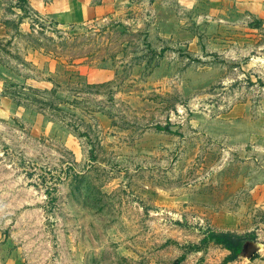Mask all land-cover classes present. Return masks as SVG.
Here are the masks:
<instances>
[{"label":"rangeland","instance_id":"374dc122","mask_svg":"<svg viewBox=\"0 0 264 264\" xmlns=\"http://www.w3.org/2000/svg\"><path fill=\"white\" fill-rule=\"evenodd\" d=\"M0 264H264V0H0Z\"/></svg>","mask_w":264,"mask_h":264},{"label":"trees","instance_id":"16d2710c","mask_svg":"<svg viewBox=\"0 0 264 264\" xmlns=\"http://www.w3.org/2000/svg\"><path fill=\"white\" fill-rule=\"evenodd\" d=\"M239 238L238 235L228 232H212L202 240V243H210L222 245L226 248L227 244Z\"/></svg>","mask_w":264,"mask_h":264},{"label":"water","instance_id":"95a60500","mask_svg":"<svg viewBox=\"0 0 264 264\" xmlns=\"http://www.w3.org/2000/svg\"><path fill=\"white\" fill-rule=\"evenodd\" d=\"M261 249V245L259 243L249 241L243 245V255L244 258L250 259L255 254H257Z\"/></svg>","mask_w":264,"mask_h":264}]
</instances>
